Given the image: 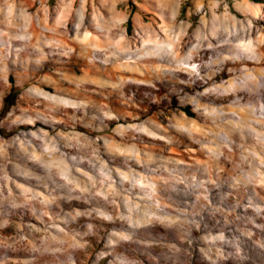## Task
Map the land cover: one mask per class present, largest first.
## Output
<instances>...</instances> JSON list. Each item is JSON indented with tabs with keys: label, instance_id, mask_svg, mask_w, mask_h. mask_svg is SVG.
Listing matches in <instances>:
<instances>
[{
	"label": "clouds",
	"instance_id": "1",
	"mask_svg": "<svg viewBox=\"0 0 264 264\" xmlns=\"http://www.w3.org/2000/svg\"><path fill=\"white\" fill-rule=\"evenodd\" d=\"M186 4L0 0V264H264V5Z\"/></svg>",
	"mask_w": 264,
	"mask_h": 264
},
{
	"label": "rangeland",
	"instance_id": "2",
	"mask_svg": "<svg viewBox=\"0 0 264 264\" xmlns=\"http://www.w3.org/2000/svg\"><path fill=\"white\" fill-rule=\"evenodd\" d=\"M259 4L264 5V0H257ZM28 2L32 5L31 11H35L37 8L40 7V0H35V3H32V0H28ZM51 3L54 4L55 0H50ZM254 2V1H253ZM140 4L145 5L146 7L149 8V11H144L140 8H137L136 4L133 3V0H128V8L131 11L133 15H135L137 12H139L141 18L147 22L149 19L152 18V11H151V0H139ZM255 3V2H254ZM187 4H190V0H187ZM187 4L185 6V9H182L181 15H184V11L186 10ZM121 6H118V10ZM117 75H120L119 73H110L109 71L103 74V77L106 79H112L115 80ZM113 76V77H112ZM9 102H11V98H9ZM124 110V109H121ZM129 116L131 117L132 115H137L138 112L135 109H127Z\"/></svg>",
	"mask_w": 264,
	"mask_h": 264
},
{
	"label": "trees",
	"instance_id": "3",
	"mask_svg": "<svg viewBox=\"0 0 264 264\" xmlns=\"http://www.w3.org/2000/svg\"><path fill=\"white\" fill-rule=\"evenodd\" d=\"M255 3H259L257 0H253ZM127 27L129 28V31L131 32V28H132V23L131 20H129V23L127 25Z\"/></svg>",
	"mask_w": 264,
	"mask_h": 264
},
{
	"label": "bare ground",
	"instance_id": "4",
	"mask_svg": "<svg viewBox=\"0 0 264 264\" xmlns=\"http://www.w3.org/2000/svg\"><path fill=\"white\" fill-rule=\"evenodd\" d=\"M109 72H110V73H114V72H112L111 70H109ZM112 77H113V76H112Z\"/></svg>",
	"mask_w": 264,
	"mask_h": 264
}]
</instances>
